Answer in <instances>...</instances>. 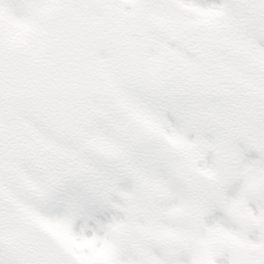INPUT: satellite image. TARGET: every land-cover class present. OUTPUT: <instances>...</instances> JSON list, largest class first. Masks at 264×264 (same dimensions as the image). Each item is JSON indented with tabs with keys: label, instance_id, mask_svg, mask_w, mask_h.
I'll use <instances>...</instances> for the list:
<instances>
[{
	"label": "snow or ice",
	"instance_id": "6c2138e0",
	"mask_svg": "<svg viewBox=\"0 0 264 264\" xmlns=\"http://www.w3.org/2000/svg\"><path fill=\"white\" fill-rule=\"evenodd\" d=\"M0 264H264V0H0Z\"/></svg>",
	"mask_w": 264,
	"mask_h": 264
}]
</instances>
